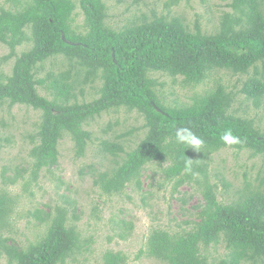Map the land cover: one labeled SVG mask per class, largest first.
<instances>
[{
  "label": "trees",
  "instance_id": "trees-1",
  "mask_svg": "<svg viewBox=\"0 0 264 264\" xmlns=\"http://www.w3.org/2000/svg\"><path fill=\"white\" fill-rule=\"evenodd\" d=\"M224 1L232 11L220 16L215 34L207 35L197 23L192 33L178 18L154 17L151 22L112 29L106 24L108 8L103 0H79L80 32L72 28L76 7L71 0H4L13 10H0V44L9 50L1 60H14L8 75L0 73V104L39 112V123L30 136L29 166H4L0 174V259L7 264H67L82 252L83 241L74 224L76 201L66 199L63 206L45 205L21 214L18 197L8 188L20 183L21 191L33 197L30 187L37 184L39 174L57 166L64 135L70 136L75 157L81 158L91 141L84 125L102 113L124 108L142 118L141 126L128 135L144 132L127 152L118 143L100 141L101 153L120 158L96 174L93 184L100 194L121 195L132 184L140 190L142 172L151 164L162 169L166 181L174 182L175 191L191 184L201 188L191 228L178 233L151 230L139 255L164 264H264V129L234 108L242 97L243 104L264 111V0ZM62 35L76 45L65 44ZM28 42L29 50L18 56L17 47ZM55 56L67 60L69 68L36 79L37 66ZM218 71L245 79L238 82L237 91L214 81L210 89L195 93L188 105L163 103L156 90L160 84L148 77L159 72L197 86ZM96 81L97 97L79 103L76 89L82 94ZM37 87L44 88L50 99ZM182 127L204 141L199 150L177 143L175 133ZM226 129L240 143L226 145L220 139ZM225 149L248 152L261 161L255 184L247 183L238 199L226 205L217 201L208 181L211 155ZM189 160L191 171H186ZM14 220L42 227L43 233L19 245L9 238ZM219 244L226 254L210 262L203 251ZM101 261L127 264L122 252L105 251Z\"/></svg>",
  "mask_w": 264,
  "mask_h": 264
},
{
  "label": "rangeland",
  "instance_id": "rangeland-1",
  "mask_svg": "<svg viewBox=\"0 0 264 264\" xmlns=\"http://www.w3.org/2000/svg\"><path fill=\"white\" fill-rule=\"evenodd\" d=\"M75 4L72 28L83 31V16L78 7L79 0H71ZM108 8L106 24L115 30L132 24L151 22L154 17L170 20L178 18L192 33L195 24L207 35L215 34L218 30V21L223 13L232 10L224 0H103ZM13 10L11 4L0 0V10ZM31 43H24L17 47L19 56L27 52ZM9 54L8 48L0 44V73L8 75L14 58L8 61L1 59ZM69 68V63L61 56L45 60L37 66L36 79H42L47 74H57ZM160 84L156 90L158 96L166 105L189 104L191 97L210 89L214 81L221 80L227 90L237 91L238 82L245 77L231 75L218 71L209 76V80L197 86L184 85L182 78H172L159 72L149 73ZM99 82L96 81L83 88V93L76 89V99L88 102L97 97ZM40 95L49 98L51 95L42 87H37ZM239 97L234 108L238 114L252 119L259 129H264V111L245 105ZM39 112L22 105L9 107L6 103L0 104V174L4 166L9 168H27L31 161L28 152L31 148L30 136L37 131ZM142 118L135 112L124 108L108 113H102L84 125V129L91 133V141L81 158L75 157L73 142L69 135L59 142V160L56 167L50 172L42 171L37 184H32L30 190L34 196L29 197L21 191L19 183L8 191L18 197L20 213L35 207L45 205L54 207L64 205L66 199L76 201L78 221L74 222L80 238L83 241L82 252L75 260L67 264H102L101 257L105 251L122 252L127 258V264H164L145 255V242L153 229H163L178 233L182 229H190L196 220L194 209L201 202V188L196 184L183 185L173 190V181H166L162 169L157 164L145 167L140 177L141 189L137 190L134 184L128 186L124 193L117 196L100 194L93 180L99 171L107 170L119 162L120 158H112L100 152L101 140L120 144L125 151L135 147L142 138L143 130L131 129L141 126ZM109 127V130L107 129ZM123 155H120L122 157ZM164 166V165H163ZM261 167L260 158L250 157L248 152H236L225 149L211 155L208 181L214 188L217 201L221 204H231L238 199L240 190L247 183L255 184V179ZM12 172H7L11 175ZM22 193V194H21ZM184 199L185 203L182 202ZM9 238H13L19 245H26L34 236L43 233L42 227L27 226L25 222L14 220ZM131 226L130 230L126 226ZM122 233L125 238H120ZM226 250L223 244L209 247L203 255L211 262L224 258ZM0 264H7L4 258Z\"/></svg>",
  "mask_w": 264,
  "mask_h": 264
},
{
  "label": "clouds",
  "instance_id": "clouds-1",
  "mask_svg": "<svg viewBox=\"0 0 264 264\" xmlns=\"http://www.w3.org/2000/svg\"><path fill=\"white\" fill-rule=\"evenodd\" d=\"M176 141L179 144L185 145L187 148L191 147L194 150H199L204 141L195 135L189 128L182 127L176 130L175 133ZM220 139L226 145H234L240 143V139L238 136L233 135L231 129H226L221 135ZM186 171H191V161L189 160L185 165Z\"/></svg>",
  "mask_w": 264,
  "mask_h": 264
},
{
  "label": "water",
  "instance_id": "water-1",
  "mask_svg": "<svg viewBox=\"0 0 264 264\" xmlns=\"http://www.w3.org/2000/svg\"><path fill=\"white\" fill-rule=\"evenodd\" d=\"M61 39L63 40V42L67 45H76V44H71L69 41H67L64 36L62 35ZM156 108V107H155ZM157 109V108H156ZM158 110V109H157Z\"/></svg>",
  "mask_w": 264,
  "mask_h": 264
}]
</instances>
